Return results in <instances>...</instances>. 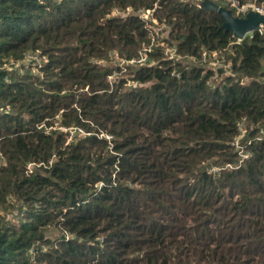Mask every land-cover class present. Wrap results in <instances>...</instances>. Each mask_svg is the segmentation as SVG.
<instances>
[{
	"label": "trees",
	"instance_id": "obj_1",
	"mask_svg": "<svg viewBox=\"0 0 264 264\" xmlns=\"http://www.w3.org/2000/svg\"><path fill=\"white\" fill-rule=\"evenodd\" d=\"M224 21L194 0H0V264H264V28Z\"/></svg>",
	"mask_w": 264,
	"mask_h": 264
},
{
	"label": "water",
	"instance_id": "obj_2",
	"mask_svg": "<svg viewBox=\"0 0 264 264\" xmlns=\"http://www.w3.org/2000/svg\"><path fill=\"white\" fill-rule=\"evenodd\" d=\"M200 6L212 11H217L224 17V27L239 38H244L264 24V13L250 9L244 16L235 15L233 11L215 0H202Z\"/></svg>",
	"mask_w": 264,
	"mask_h": 264
},
{
	"label": "rangeland",
	"instance_id": "obj_3",
	"mask_svg": "<svg viewBox=\"0 0 264 264\" xmlns=\"http://www.w3.org/2000/svg\"><path fill=\"white\" fill-rule=\"evenodd\" d=\"M124 13L125 12H123V11H121V13H120L118 9H115L113 11V14H124ZM162 26H163V30H162L163 36L168 35V31H166L164 25H162ZM29 53H31V54H28L27 57H25L24 59L20 60V62H18L19 65H24V66H26L25 68H28V66L30 64H32V67L36 70L37 64L43 63V62H45V60H47V57L45 55H40L38 51L33 52V53L29 52ZM101 63L106 65V66H110V67L115 66V73L112 76H110V80H112V82H115V81L117 82L122 77L129 79L128 66L124 64V61L121 62V60L118 56H115L112 60L108 59V60L102 61ZM216 64L218 65V63L215 62L211 58V60L206 63V67L215 68V67H217ZM25 68H22V69H25ZM221 77H222V75H220L219 73H217L213 76V78L218 79V80H220ZM128 82L131 83V80H129ZM129 83H126L124 87L127 88V86H129L128 85Z\"/></svg>",
	"mask_w": 264,
	"mask_h": 264
},
{
	"label": "built area",
	"instance_id": "obj_4",
	"mask_svg": "<svg viewBox=\"0 0 264 264\" xmlns=\"http://www.w3.org/2000/svg\"><path fill=\"white\" fill-rule=\"evenodd\" d=\"M194 1L196 3H198V4H200L202 0H194ZM226 1H229L231 3V5L236 8V12H237L236 14L240 15V16H244L247 13V11H249L250 9L258 10V11L264 13V8L259 6V5H256L253 2H248V3H245V4L241 5L238 0H226ZM151 13H152V9H147L146 12H141V13L139 12L140 16H144L146 18ZM263 28H264V24H261L258 29L262 30ZM137 60L138 61H143V60H145V57H141V58H139Z\"/></svg>",
	"mask_w": 264,
	"mask_h": 264
},
{
	"label": "clouds",
	"instance_id": "obj_5",
	"mask_svg": "<svg viewBox=\"0 0 264 264\" xmlns=\"http://www.w3.org/2000/svg\"><path fill=\"white\" fill-rule=\"evenodd\" d=\"M235 15H237V14H235Z\"/></svg>",
	"mask_w": 264,
	"mask_h": 264
}]
</instances>
